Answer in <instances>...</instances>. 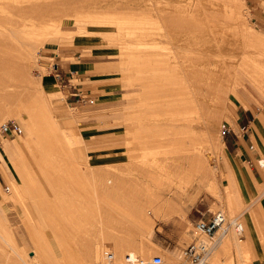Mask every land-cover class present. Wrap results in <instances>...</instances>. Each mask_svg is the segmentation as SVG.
I'll list each match as a JSON object with an SVG mask.
<instances>
[{
    "label": "rangeland",
    "instance_id": "374dc122",
    "mask_svg": "<svg viewBox=\"0 0 264 264\" xmlns=\"http://www.w3.org/2000/svg\"><path fill=\"white\" fill-rule=\"evenodd\" d=\"M50 1L51 0H0V6L2 5L0 7V125L8 119H15L19 122L22 128V133L20 135L7 138L0 135V142L2 147V144L4 143L12 145L14 142L20 143L21 139L23 142L27 141L25 142L27 143L25 144L26 146L24 145L20 152L11 151L6 153L1 150L2 155H0V170L3 172L0 171V204L4 206L5 212L11 216H5L9 221L5 220L7 222L4 221L5 223L3 222V224H5V227L11 226L9 228L13 229L12 233H10L11 240L13 242L18 241L24 245V258L33 263V257L37 256L38 249H40V246L35 244L43 242L46 244L48 249L51 248V250L55 251L56 257H61V260H63V256L68 253L70 254L69 256H73L74 258L78 256V258H81L80 260L83 261H80L81 263L74 262L72 264H86V259L88 258L87 255L89 254L88 251L92 250L95 245L101 247L100 251H103L104 255L106 253L115 252L123 259V255L126 253L127 249L135 248L138 251V258L145 256L144 259L147 257L151 260L153 256L158 255L162 258V263L169 264L172 260H176L179 256L180 249L193 240L191 230L193 229L195 221L198 219L207 220L213 212H223L226 218L224 223L229 222L231 217L236 215L238 221L242 222V216L249 213V210L252 207L255 213V220L262 225V217H259L257 214L258 208H255V201L252 204L242 203L240 208L239 206H236L234 212L230 213L231 216H229L230 214L226 204L228 191L224 189L222 183L223 175L220 173V170L213 175L212 172H209V165L203 161L202 168L205 167L204 164H206L208 168H205L207 172L203 170L204 174L201 172L202 175H204V178L201 181L203 189L196 200L192 203L193 207L191 206L189 210H185L186 215L183 213L185 215H183V217L174 213L166 219H158L149 213L151 220H153V226L151 228V232L147 235H139L134 226H131L123 219L117 218V216L111 214L110 204L108 205V202L112 199L114 193H117L116 195L122 194L124 196L125 194V198L129 195L130 199H133L131 201L127 198L129 201L139 203L141 206L145 204L146 206L147 192L145 191V185L143 182L145 179H148L149 182H156V178L153 175L156 171V165H154L155 163L152 161L162 160L163 157L167 156L170 158L169 155L173 156L175 154L176 156L174 155L175 157H173L176 160L181 158L182 161L183 159L184 161L182 163L186 164V167L188 165L187 163H189L187 162L188 156L185 153L184 155L186 156H182V151H179L178 154L176 152V143L183 135L180 136V134L174 133L175 130L172 129L171 125L175 124V121L169 119V122L168 119L165 120L158 118H156V120H150L148 118V116L153 117L154 115V117H160L163 115H161V113H165V106L161 109L158 105H164L161 100L167 101V99L171 97L168 93L171 91V84L173 82V79H169L172 77H168V69H165V71L163 69V67L167 68L169 66V59L172 58L166 54L165 49L161 50L162 48L160 47V50L156 49L158 46L154 45L153 40L156 42L162 41L163 45L167 43L168 46L172 43L175 50V56L173 59H179L182 62L183 60L195 61L197 59L210 60L219 58L223 60L224 64L229 69L228 71L232 70V76H230L231 87H229L228 90L219 88L220 90H218L217 94H214L211 90H204L201 92V89H199L200 84H197L200 83V79L197 80V83L194 82V79H189L191 82L193 81L196 86H199L196 88L194 96L196 99V105L190 106L193 111L185 113L186 118L185 120L183 119V122L190 126L193 131L198 132V135L195 134L194 137H196L193 139L196 146L202 145L203 150H212L214 147L213 143L215 141L217 142L219 138L224 146L223 140L226 142V138H221L220 127L222 124L229 126L233 123L237 106L241 103L246 104L243 101V98L251 100L250 103L256 115L264 113V0H238L239 3L234 2L233 6L234 8L236 7L235 9L237 11L235 18L231 17V15L227 13L210 15L207 11L203 14L201 17L203 18L206 26L202 34L206 35L205 33L207 30L213 38V45L205 43L198 46L192 41V44L190 45L192 46L191 48L199 51L203 50V54L201 55L190 54L182 51L181 45L188 43L190 40L187 38L182 28H176L175 25L171 24L172 21L185 20L186 13L183 8H179L182 7L181 3H185V1L188 0H62V2L61 0H54V3L52 0L51 2L53 4L50 3ZM195 1L201 5L204 4L199 0ZM44 2H48L53 6V8L51 5H48V3L45 5ZM70 2L76 3L77 5L75 6L74 4V7L72 6L73 3L70 4ZM55 3L57 4L56 6ZM62 3H64V6H62ZM67 3L69 6L71 5L69 7L72 8L71 10L68 6H65V4L68 5ZM136 4L138 5L135 10L132 6L136 7ZM26 6H28L30 10ZM123 6H127L128 8L126 7L127 12H125L126 9L121 10L122 14L117 7H119V9L120 7L124 9L125 7ZM129 6H131L130 9ZM21 7L23 9L25 7L26 9L23 10ZM37 8H40L43 11L45 10V15L43 12H40V9L38 10L39 12H36L35 10H37ZM60 8L63 9V11L66 8L65 12L69 9L70 12L67 11L69 16L75 9H77L75 12L76 14L78 13V16L82 13V11L87 14V11L92 9L90 11L94 12L93 15H96V21L100 20V15H102V17H110L112 13L115 15H112V18H108V20L113 19V16L115 18V16L119 17L121 15L124 20H122V25H113L112 23L106 26H96L95 23L97 22H95V19L92 20L95 16L93 17L92 15V17H90L92 14L91 12L89 13L90 16L89 14L86 15L82 13L79 16L82 20L77 15L71 13L72 16L70 17L75 16L73 18L68 16V22L66 24H60V28L63 32L62 30H60V32L55 30L56 34H54V30L50 31L48 26H51L53 21H56L53 22V25L54 23H58V18L60 19V16L62 14L64 15ZM81 8H84V10ZM152 8H154V11ZM155 8H157V10ZM103 9L105 15L101 13V10ZM106 9H109L110 12L108 13ZM85 10L87 11L85 12ZM94 10H96V12H101L96 13ZM129 10L132 12L130 13ZM181 10H183V12ZM27 11L30 12L28 13ZM46 11H48L49 14H46ZM34 12L36 14H32ZM241 12H243V14H241ZM153 13L154 15L156 14L155 17L152 15ZM97 14L100 15L97 16ZM126 14L127 18L125 17ZM158 14L160 16H158ZM240 14L245 17V19H240ZM129 15L132 17L128 19ZM22 17L27 19L26 22H28L29 19H31V21H35V24L28 26L21 41L23 42V40H25L31 42L32 44L29 51L30 53L26 55V58H29V60L26 59V62L24 61V65L28 67L29 71L27 68L24 69L25 66L23 68L21 64L22 58L19 56L20 47L17 45H21V42H17L16 40V46L19 48L15 45L11 46V48L8 43L11 44L13 41H10L7 31L4 28H9V25L10 27L13 25L12 28H17L16 25H19L20 27V20ZM104 17L101 18V21L104 19L107 20V17ZM141 17L142 19H140ZM152 17H159V20H163L162 22L166 23V28H172L171 26H173L175 29L172 28L173 30L169 31L168 37L162 35L160 36L159 32L156 30L157 28H155L157 27V24L155 23L156 26L153 24L154 19ZM63 18H66V16L61 19ZM84 18H86V22L83 21ZM175 18H177V20ZM51 19L57 20H52V22H50ZM75 20L76 23H79L78 21L81 20L79 24L81 25L84 23L85 25H83V27H86L87 32L92 31L93 29H101L109 32L115 31V34H104V39L106 40L105 44L116 47L115 56L102 60V65L100 66V68L109 74L108 76L114 77L113 82L121 90L119 101L113 108L100 111H90L94 108L91 107V105H85L84 108H77L75 103L71 104L68 101L67 104L63 100L64 96L60 91L57 94H42L35 90H39L37 86L38 77L44 80H49L48 82L50 85L59 90L58 82L48 72V65L50 63H54L55 60L45 58L42 51L47 46V43L52 41L58 42L60 34L69 33L72 35V33L76 31V28L80 26L75 23ZM125 20H127V23L129 22V25L125 23ZM139 20L148 22V25L146 22L145 24H142L144 25L143 28L145 31L142 30V22ZM242 21L245 25L242 24ZM145 25L147 28H145ZM150 25H152L151 27L154 26L153 29H151ZM126 29H130V31H126ZM148 29L149 32L147 33L146 31H148ZM253 30L256 32H253ZM193 32L194 31L190 32V34H193ZM45 33H47L48 36L46 37L49 38V40L44 39ZM254 33H260L263 37H259ZM144 34L146 37L148 36V38H146ZM82 35L83 37L92 36L91 33ZM143 37H145L144 40ZM147 39H149L151 43L150 41H147ZM169 41L171 43H169ZM12 44L15 43L13 42ZM139 44H143L144 46ZM147 45H151L153 47ZM5 46L8 47L7 50L6 48H3ZM144 47L147 50L144 49ZM161 51H163L162 54H160ZM143 56L145 57L143 58ZM135 59L137 60L135 61ZM229 59H232L231 63L228 62ZM151 60L153 61L150 62ZM144 62L146 63V66L147 64H155L158 67L161 66L162 68L160 69H163V72L166 73L167 76V78H165L166 82L163 83L164 81L161 80V78H164L165 76L162 70L161 73L159 71L158 73L157 71L153 72L155 75L160 74L162 76V74H164L161 78L159 77L160 75H156L160 79L155 77L153 73L152 75L149 74L147 79L142 77V67L144 66ZM245 64L250 66L252 72L251 74L247 75L243 71ZM26 70L28 72H26ZM19 71L26 75L23 76ZM138 71H140L141 76H139L140 73ZM211 73H208V76L212 75L211 78H216L215 75ZM197 75L198 77L201 76L200 73H197ZM141 78L146 79V81H143ZM213 80L214 79H212V81ZM33 81L36 85H34ZM165 84H168V86L171 85L170 88H166L168 86ZM161 86H165V88L162 87L163 89H159ZM167 89L170 90L167 91ZM176 93L178 94L179 99L186 97V89L181 85L178 86ZM33 95L41 100L43 99L41 98L42 96L46 99H43L45 102L48 101V103H51H47V105L50 106L48 108H50L49 111L52 115L51 118H48L47 116L45 121L42 120L40 115L41 110H39L36 105L34 108V102L32 101V98H34ZM202 95L213 101L214 109L218 108L220 110L218 112H212L213 114L208 113V117L210 116L209 119L208 117L203 118L207 100H205ZM48 99H50V101ZM186 102L187 104L185 102L181 103L185 106V108L189 106V102ZM31 104H33V106ZM23 109H27L28 112L30 111V113L34 115V122L36 124L35 131L30 133V135L29 133H26L21 123V119H23ZM51 109H53L52 112ZM186 115L189 116L187 117ZM227 117L230 118V122ZM47 119L48 124H46ZM205 119H208L207 122L204 121ZM69 120L73 121H70V123ZM91 120H94L93 124L88 123ZM161 120L163 122H161ZM186 120L189 121L187 122ZM70 124L73 125L71 126ZM60 129L64 132L63 134L69 136L70 138L74 137L71 135H74L76 131L82 133L83 141H81V145L79 144V141V143H77V140L75 141L74 139L73 145L71 144L72 146L69 144L67 145L65 135L62 134ZM51 130L52 133L50 132ZM160 131H162V133ZM260 131L264 138V130L261 129ZM166 134H169V137H166ZM26 137L27 139H25ZM29 141L31 143H29ZM36 142H38L39 145H36L38 144ZM255 143L256 145H264V143L257 137H255ZM40 147L42 151L40 150ZM82 147L84 151H86L87 160L91 163H93V161L90 156L94 154L93 152H104L110 153L111 155L107 156L108 161L104 165L97 166L93 164L94 167L92 166L93 169H91L93 171L92 173V171H90V169L85 165L84 158L81 155V149L79 148ZM223 149L214 152L213 148V152L211 151L213 155H211L212 159L210 161L215 162L217 159L218 169L220 161L224 155ZM180 152H182V154ZM179 154H181V156ZM177 155H179L180 158L177 157ZM173 157H171L170 160L175 161H172L175 167L176 160H174ZM11 159L15 160L20 169L23 167L21 170H24V174L28 172L25 175V179H28V182L30 183L28 190L30 192H25V194L28 195L24 196V207L20 206L21 204H19V201H15L13 202L14 206L10 208L6 200L2 197V195L6 193V195H8V199L13 200L11 192L5 191V188L9 187L8 181L11 176L7 173L5 162L10 163ZM172 163L171 167H173ZM25 167L26 169H24ZM29 178L31 181H29ZM107 178L113 181L115 180L116 182L120 180V183L121 180H123V184H126V187L124 190L116 189L112 192L110 190L111 188L109 183H106ZM117 184H119V182H117ZM233 188L237 196V190H235L236 187L234 183ZM260 195H264V192L262 193V191H260L258 196ZM236 196L233 194V197L235 198L234 199L232 197V202L234 200L233 204L237 202ZM127 199H124V202H126L125 200ZM128 200L127 203L129 202ZM185 200L187 201V199ZM35 202H38L39 205L46 207L45 209L47 211L42 213L43 216L41 215V217L35 213L32 207ZM106 205H108L109 208ZM147 209H149V207ZM28 211L30 215H27ZM110 217H112V219ZM114 218L115 220H113ZM27 231H29V233H27ZM262 231H264L263 228ZM215 233L210 236H215ZM124 235H127V237L130 236L128 239H131L132 235V243L127 240L128 243L126 244L125 240L127 237H124ZM27 237L33 243H30ZM120 240H123L124 242L120 243ZM140 247L142 249H139ZM138 249H144L148 252V254H140L142 252H139ZM14 250L16 251V254H14ZM11 251L14 258L19 260L17 250L12 249ZM64 251H66V253H64ZM0 253L2 254L1 249ZM68 254H66L67 256L65 255V260L68 259ZM83 256L86 258L84 259ZM78 258L77 260H79ZM104 260L107 262L106 258H104Z\"/></svg>",
    "mask_w": 264,
    "mask_h": 264
},
{
    "label": "bare ground",
    "instance_id": "6f19581e",
    "mask_svg": "<svg viewBox=\"0 0 264 264\" xmlns=\"http://www.w3.org/2000/svg\"><path fill=\"white\" fill-rule=\"evenodd\" d=\"M49 1V0H48ZM52 1V0H51ZM50 1V3H52ZM57 1H60V0H57ZM56 1V2H57ZM128 1V0H126ZM200 2H203L204 4L201 5V4H198L196 3L195 0H188V1H185V3H181L182 4V7H180L179 9H182L185 11L186 13V18L185 20H182V21H172L171 24L175 25L176 28H182L183 31L185 32L187 38L190 40L188 43H185L184 45H181V49L182 51H185V52H188L190 54H203V50L199 51V50H194L192 49L190 46L192 44V41L194 44H197L198 46L200 45H203V44H211L213 45V38L211 37L210 33L207 32L206 30V35H203L202 32L206 26V24H204V20L203 18L201 17L203 14H205L207 11L209 12L208 14L210 15H219L221 13H227L229 15H231V17L235 18V14H236V7L234 8V2L236 3H239L238 0H199ZM62 2V0H61ZM65 2V1H63ZM150 2V1H149ZM41 3V2H40ZM45 3V2H44ZM48 2L45 3V5L47 4ZM53 3H54V0H53ZM52 3V4H53ZM73 3V2H70V4ZM136 3V2H135ZM138 3V2H137ZM156 3V2H155ZM1 4V3H0ZM61 4V3H59ZM68 4V3H67ZM75 6L77 5L76 3H73L72 6ZM124 4V3H123ZM205 4H209V5H205ZM48 5H51L48 3ZM57 4L55 3V6ZM127 5V4H126ZM129 5V4H128ZM134 5V4H133ZM137 5L136 4V7L135 6H132L133 9L137 8ZM2 6V5H1ZM0 6V7H1ZM38 6V5H37ZM52 6V5H51ZM59 6V5H58ZM62 6H64V3H62ZM65 6L68 8L71 6L66 5ZM74 6V7H75ZM129 6V9L130 7ZM27 8H29L28 6H26ZM36 7V6H34ZM42 7V6H41ZM44 7V6H43ZM47 7V6H46ZM45 7V8H46ZM50 7V6H49ZM116 7V6H115ZM122 7V6H121ZM120 7H117L118 10H120V12L122 13L121 10H125L127 6H123L125 7L124 9H122ZM152 7V6H150ZM156 7V6H154ZM244 7V6H243ZM20 8V7H19ZM22 8V7H21ZM48 8V7H47ZM46 8V9H47ZM53 8V6H52ZM59 8V7H57ZM128 8V7H127ZM159 8V7H157ZM157 8H155L157 10ZM3 9V8H2ZM1 9V10H2ZM23 9V8H22ZM26 8L24 7L23 10H25ZM40 9V8H39ZM37 8V10H35L36 12L39 10ZM55 9V8H54ZM66 9V8H65ZM65 9L63 11V9L60 8L61 11H63L64 15L66 16V18H63L61 19L62 17H65L63 14L60 16L61 18L59 19L58 18V23H54L53 25V22H56V21H53L52 20H57V19H51L50 22H52L51 26L49 25L48 28L51 30H54V34L55 33V30H58L60 32V30H62L60 28V24H66L68 22L67 20V17L69 16L67 14V11L70 12V10L72 8H69L67 9V11L65 12ZM75 9V8H74ZM84 10V8H81ZM114 9V8H113ZM116 9V8H115ZM116 9V10H117ZM132 9V8H131ZM154 8H152L153 10ZM22 10V11H23ZM28 10V9H27ZM30 10V8H29ZM34 10V8H33ZM32 10V11H33ZM51 10V9H50ZM77 10V9H75ZM74 10V12H75ZM88 10V9H87ZM85 10V12L87 11ZM92 9H89L86 13H84L82 10V13L88 15L90 12L92 13L91 16L89 14L90 17H92L93 13L92 11H90ZM107 12L109 13L110 10L109 9H106ZM136 10V9H135ZM134 10V11H135ZM183 10H181L183 12ZM49 11V9H48ZM46 11V14L49 12ZM52 11V10H51ZM54 11V10H53ZM96 12V10H94ZM102 11V12H101ZM100 12L104 14V9L101 10ZM130 11V10H129ZM154 11V10H153ZM25 12V11H24ZM28 12V11H27ZM30 12V11H29ZM28 12V13H29ZM39 12V11H38ZM40 12H43V14L45 15V10L43 11L42 9H40ZM68 12V13H69ZM71 12L72 14H75L78 16V13L76 14V12ZM98 12V11H97ZM96 12V13H97ZM98 12V13H100ZM120 12H117V13H120ZM124 12V11H123ZM127 12V9L126 11ZM124 12V14H125ZM132 11H130L131 13ZM23 13V12H22ZM26 13V12H25ZM51 13V12H50ZM67 15H66V14ZM70 13V16H72V14ZM81 13V14H82ZM112 13V11H111ZM21 14V13H20ZM32 14H36L35 12L32 13ZM39 14V13H38ZM41 14V15H43ZM80 14V15H81ZM83 14V15H84ZM123 14V13H122ZM148 14H149V11H148ZM160 14V13H159ZM158 14V16H160ZM241 14H243V12H241ZM240 14V19H245V17H243L242 15ZM30 15V14H29ZM40 15V14H39ZM38 15V16H39ZM74 15V16H75ZM79 15V16H80ZM85 15V16H86ZM100 15V14H99ZM97 14V16H99ZM105 15V14H104ZM112 15H115V14H111V16H105L107 17V20H102L101 21V18L100 20L96 21V15H93L94 18H92V20L95 19V25L96 26H99V25H102V26H106V25H110L113 23L114 24H119V25H122L123 24V21L124 19H122V15L117 17L113 16V19L111 20H108V18H112ZM131 15V14H130ZM128 17V19L132 16ZM154 17V13L152 14ZM177 15V14H176ZM23 16V15H21ZM69 16V17H70ZM73 16V17H74ZM78 16V17H79ZM89 16H86L88 18H90ZM179 16V15H178ZM17 17V16H16ZM20 17V16H19ZM18 17V18H19ZM30 17V16H28ZM34 17V16H33ZM42 17V16H41ZM73 17H70V18H73ZM83 17V16H82ZM104 17V18H105ZM127 18V14L125 16ZM124 17V18H125ZM140 17V16H139ZM147 17V16H146ZM182 17V15H181ZM31 18V17H30ZM77 18V17H76ZM74 18V19H76ZM80 18V17H79ZM121 18V19H120ZM148 18V17H147ZM146 18V19H147ZM153 18V17H152ZM183 18V17H182ZM42 19V18H41ZM40 19V20H41ZM81 19V18H80ZM86 18L83 19V21H85ZM98 19V18H97ZM142 19V17L140 18ZM150 19H151V16H150ZM154 22L153 24L155 25V23L157 24V28L156 30L159 32L160 36H165V37H168V33L170 30H173L175 29L173 26H171L172 28H166V23L162 22L161 20H159V17L157 18H153ZM177 20V18H175ZM179 19V18H178ZM34 20V19H33ZM77 20V19H76ZM76 20H75V23H76ZM82 20V19H81ZM80 20V21H81ZM145 20V19H144ZM27 19L25 17H22V19L20 20V27L19 25H16L17 28H12V26L10 27L9 25V28L5 30L7 31V34H8V38L10 39V41L12 40L15 44H12L13 42L8 43V45L13 46L15 45L16 46V43L18 41H22V38L24 37V33H26L27 31V28L28 26L30 25H33L35 24V21H31V19L28 20V22H26ZM31 21V22H29ZM80 21H78L80 23ZM132 21V20H131ZM141 23V25L145 22L139 20ZM138 21V23L140 24V22ZM150 21V20H149ZM49 22V23H50ZM86 22V21H85ZM137 22V20H136ZM152 22V21H150ZM166 22V21H165ZM74 23V24H75ZM79 23H76V24H79ZM89 23V22H87ZM125 23H127V20H125ZM124 23V24H125ZM148 22H146L147 24ZM89 24H92V23H89ZM152 24V23H151ZM204 24V25H203ZM242 24H244V22L242 21ZM80 25V24H79ZM83 25H85L84 23L81 24L78 28H76V31L74 33H72V35H75L76 38H80V37H83L82 34H87V33H91L92 36H96L98 37V39L103 42H106V40L104 39V34L107 33L106 35L108 34H115V31H106V30H101V29H93L92 31H89L87 32L86 30V27ZM129 25V24H128ZM131 25V24H130ZM148 25V24H147ZM245 25V24H244ZM132 26V25H131ZM144 25H142V30H144L143 28ZM146 26V25H145ZM152 25H150L151 27ZM156 26V25H155ZM125 27V26H124ZM154 27V26H153ZM153 27H151V29H153ZM47 28V29H48ZM126 28V27H125ZM131 28V27H130ZM147 28V26L145 27ZM85 29V30H83ZM120 29V27H119ZM132 29V28H131ZM150 29V28H149ZM149 29L148 31H146L147 33L149 32ZM147 30V29H146ZM155 30V29H154ZM57 31V32H58ZM125 31V29H124ZM126 31H130V29H126ZM193 32V34H190V32ZM255 30H253L254 32ZM47 32V31H46ZM63 32V30H62ZM121 32V31H120ZM151 32V31H150ZM256 32V31H255ZM49 33V32H48ZM138 33V32H137ZM141 33V32H140ZM126 34V33H125ZM132 34V33H131ZM146 34V33H145ZM144 34V36H145ZM255 34V33H254ZM260 34V33H259ZM259 34H255L259 37H263V35H259ZM52 35V33H51ZM61 35V34H60ZM119 35V34H118ZM134 35V34H133ZM147 35V34H146ZM46 36L47 33H45V36H44V39L45 40H49V38H47ZM141 36V35H140ZM143 36V34H142ZM56 37V36H55ZM121 37V36H120ZM146 37V36H145ZM145 37H143V40L145 39ZM107 38H111V37H107ZM142 38V37H140ZM148 38V36L146 37ZM151 38V37H150ZM149 38V39H150ZM149 39H147V41H150ZM153 39V38H152ZM17 40V42H15ZM124 40V38H123ZM264 40V39H263ZM152 41V40H151ZM150 41V43H151ZM154 42V45L158 46V50H160V48H162L161 50H166V54H168L172 59H169V66L167 68H164V71L165 69L169 72L168 74V77H172V78H169V79H173V82H172V87H171V91L168 93L169 96V99H167V101H163V104L164 105H158L159 107H161V109L165 106V113H161L162 116H158V117H152V116H148V118L151 120V119H155L158 118V119H165V120H169V119H172L175 121V124H172L171 127L173 130H175L174 133L176 134H180L183 135L181 137V139L176 143L177 145V154L179 153V151H182L180 152L182 154V156H188V160L187 163V167H186V164H183L182 162L184 161L182 159L181 161V158L179 157V155L181 156V154L177 155V157H179L180 159H175L172 155H169L170 158L173 157L174 160H176V164H175V167L172 163L173 160H170V158L167 156V157H163L162 160H158V161H152L154 162L156 165V171L153 173V175L155 176L156 178V182L153 183V182H149L148 179H145V181L143 182V184L145 185V191L147 192V203H146V206L145 204L143 206H141V204L139 203H136V202H131L132 200L130 199V196L128 194L127 198L130 199L131 201H129L127 198H125V194L124 196L122 194H118L116 195L114 193V196L112 197V199L108 202V205L110 206V209H111V214H113L114 216H117V218H120V219H123L124 221H126L128 224H130L131 226H134L136 232L139 234V235H147L151 232V228L153 226V220H151V216L149 213H151V215H153L154 217L158 218V219H166L170 216H172L174 213L180 215L181 217H183V213H185V210H189L192 206V203L196 200V198L199 196V194L201 193V190L203 189V184H202V179L204 178V175H202L203 173V170H205V168L207 167L206 164L205 167L202 168V161L207 163L209 165V169L210 171L209 172H212V174L214 175L216 172L219 171L218 169V162L215 160V162H212L210 161L212 159L211 155H213L211 153V151L213 150L214 148V152L216 151H219V150H222L224 148L223 146V143L221 142L220 138L217 140V142L214 144L213 142V148L212 150H203V147L202 145H198L196 146L195 142L193 141V139L196 137H194L195 134L198 135V132H195L193 131V129L186 125L183 121L185 120V113H189V111H193L191 110L190 106H195L196 105V99H195V92H196V88H198V86H196L195 83H193V81L191 82V80H189L190 78L191 79H194L197 83V80L200 81V83H197V84H200V87L199 89H201V92L202 91H209L211 90L214 94H217L218 93V90H220L219 88H222V89H225V90H228L229 87H231V82H230V76H232V70L228 71L229 69L227 68V66L224 64L223 60L222 59H219V58H216V59H210V60H207V59H197L195 61H188V60H183L182 62L179 60V59H173L174 56H175V50H174V45L169 41V43H171L170 46H168L167 43L166 46L165 44L163 45V42L162 41H155L153 40ZM19 42V43H20ZM122 42V41H121ZM137 42V41H136ZM142 42V41H141ZM123 43V42H122ZM145 43V42H143ZM6 45V44H5ZM18 47L20 50H19V56L22 61V67L28 70V67L26 65H24V61L26 59L29 60V58H26V55L28 53H30V49H31V42H28V41H25L23 40V42H21V45L17 44ZM139 45H142L144 46L143 44H139ZM152 45V44H151ZM151 45H147V46H150V47H153ZM146 46V44H145ZM160 47V48H159ZM3 48H6L7 50V46L3 47ZM12 48V47H11ZM10 48V49H11ZM149 48V47H148ZM144 49H146L144 47ZM143 50V48H142ZM147 50V49H146ZM145 50V51H146ZM163 51H161L160 54H162ZM125 54V53H124ZM159 54V53H158ZM56 55V54H55ZM144 55V54H143ZM147 55V54H146ZM29 56V55H28ZM148 56V55H147ZM145 56H143L144 58ZM27 60V61H28ZM128 60V59H127ZM126 60V61H127ZM137 59H135L136 61ZM142 60V59H141ZM146 60V59H144ZM149 60V59H148ZM134 61V60H133ZM132 61V62H133ZM134 61V62H135ZM153 60H151L150 62H152ZM26 62V61H25ZM29 62V61H28ZM149 62V61H148ZM149 62V63H150ZM228 62H232V59H229ZM127 63V62H125ZM19 64V63H18ZM151 64V63H150ZM183 64V66H182ZM20 65V64H19ZM147 64L146 66V63L144 62V66L142 67V77L144 78H148L149 74L152 75L153 72H156L158 73V71L161 73V70L163 72V69H160L162 68L161 66L158 67L156 66L155 64H152V65H149ZM153 66V67H152ZM19 68V66H18ZM140 69V68H139ZM20 70H21V67H20ZM26 70V72H28ZM24 71V70H23ZM243 71L248 75V74H251V68L249 65H246L245 64V67L243 68ZM20 74H22L21 71H19ZM49 72V71H48ZM140 73V71H138ZM212 72V73H211ZM25 73V72H24ZM164 73V72H163ZM197 73H200L201 76L198 77ZM208 73H211L213 75H215L216 78H211L212 75L208 76ZM138 74V73H137ZM148 74V75H147ZM154 74V73H153ZM165 74L164 78L162 77L163 75ZM162 74V76L156 74L157 76H159L161 78V80H163L165 83V78H167L166 76V73ZM23 76L26 75V74H22ZM155 74L154 76L157 77ZM53 76V75H52ZM141 76V73L140 75ZM138 76V77H139ZM22 77V76H21ZM54 77V76H53ZM159 77H157L158 79H160ZM25 78V77H24ZM144 78H141L143 81H146V79ZM210 78V79H209ZM28 79V78H27ZM212 79H214L212 81ZM160 80V81H161ZM49 80L47 79H42L40 77H38L37 79V86H38V89H35L36 91H38V93H42V94H57L59 92L58 89L56 88H53V86H51V90H47V86H46V83H49L48 82ZM198 81V82H199ZM27 82H30V81H27ZM32 83V81H31ZM34 83V81H33ZM168 83V81H167ZM170 83V82H169ZM29 85V84H28ZM34 85H36L34 83ZM168 86V84H165ZM170 85V84H169ZM170 85V86H171ZM181 85L183 86L185 89H186V97L184 98H181L179 99L178 98V94L176 93V90L178 88V86ZM170 86L166 87V88H170ZM36 87V86H35ZM146 87V86H145ZM160 87V85H159ZM163 86H161V88L159 89H163L165 88V86L162 88ZM236 87V86H235ZM170 90V89H167V91ZM32 91V90H31ZM30 91V92H31ZM33 93V91H32ZM35 93V92H34ZM36 93V94H38ZM238 93V92H236ZM41 94V95H42ZM34 98H32V101L34 102V108H35V105L37 108H39V110H41L40 112V115L42 117V120L45 121L46 117L48 116V118H51L52 115L50 114V111L47 105L48 101L45 102V98L41 96V98L45 99V100H41V99H38L36 98L35 95H33ZM52 96V95H51ZM65 96V95H64ZM38 97V96H37ZM202 97H204V95H202ZM213 97V96H212ZM29 98V97H28ZM64 98V97H63ZM205 100H207L206 102V108H205V112H204V115H203V118H207L208 117V113H212V112H218L220 111L218 108H213L214 107V104H213V101L211 99H207L206 97H204ZM62 99V98H61ZM165 99V98H164ZM30 100V99H29ZM50 101V99H48ZM166 100V99H165ZM57 101V100H56ZM188 101L189 103V106L185 108V106H183L181 103L182 102H185L187 104ZM30 102V101H29ZM59 102V101H58ZM50 103V102H49ZM48 103V104H49ZM160 104H162L161 102H159ZM51 104V103H50ZM68 104V103H67ZM166 104V105H165ZM33 106V104H31ZM71 105V104H70ZM183 106V107H182ZM187 106V105H186ZM51 108H52V105H51ZM167 108V109H166ZM188 108V110H187ZM54 109V108H53ZM51 109V112L52 110ZM68 109V108H67ZM71 109V108H70ZM181 109V110H180ZM191 113V112H190ZM213 114V113H212ZM211 114V115H212ZM22 115H23V119H21V123L23 125V128L25 129L26 133L30 135V133L34 132L35 131V122H34V115L30 113V111L28 112L27 109H23V112H22ZM160 115V114H159ZM36 116V115H35ZM187 116V115H186ZM189 116V115H188ZM187 116V117H188ZM210 117V116H209ZM208 117V119H209ZM147 118V119H148ZM70 119V118H69ZM146 119V120H147ZM184 119V120H183ZM188 119V118H187ZM208 119H205L204 121L207 122ZM228 121L230 122V118L227 117ZM36 120V119H35ZM52 120V119H51ZM54 120V119H53ZM48 121V119L46 120V122ZM66 121V120H65ZM71 120H69L70 122ZM73 121V120H72ZM71 121V122H72ZM187 121V120H186ZM185 121V122H186ZM189 121V120H188ZM187 121V122H188ZM45 122V123H46ZM54 122V121H53ZM67 122V121H66ZM68 122V123H69ZM70 122V123H71ZM161 122H163L161 120ZM170 122V120H169ZM173 122V121H172ZM171 122V123H172ZM74 123V122H73ZM159 123V122H158ZM255 125L261 130V125L264 126V113H261L260 115H257L256 116V119H255ZM48 124V122L46 123ZM52 124V123H51ZM54 124V123H53ZM57 124V123H56ZM62 125V124H61ZM71 126L73 124H70ZM225 125V124H224ZM53 126V125H52ZM55 126V125H54ZM61 127V126H60ZM157 127V126H156ZM162 127V126H161ZM164 127V126H163ZM194 127V126H192ZM57 128V127H56ZM72 128V127H71ZM65 129V128H64ZM168 129V127H167ZM50 130V129H49ZM57 130V129H56ZM61 130V129H60ZM59 130V131H60ZM62 131V130H61ZM60 131V132H61ZM52 133V130L50 131ZM162 133V131H160ZM36 133V132H35ZM64 132L62 131V134ZM69 133V132H68ZM67 133V134H68ZM65 135V134H63ZM167 135V134H166ZM35 136V134H34ZM32 136V137H34ZM73 138H70L69 136L65 135V139L67 141V145H73V139L76 141L77 140V143H79L81 145V141H83V134L80 133V132H77L74 133V135H71ZM175 136V135H173ZM172 136V137H173ZM178 136V137H180ZM63 137V136H62ZM166 137H169V134L166 136ZM170 137V138H172ZM220 137V136H219ZM22 138V137H21ZM177 138V137H176ZM200 138V137H199ZM27 139V137L25 138ZM30 139H31V136H30ZM37 139V138H36ZM62 139V138H61ZM64 139V138H63ZM175 139V138H174ZM24 140V139H23ZM168 140V139H167ZM13 141V140H12ZM79 141V142H78ZM173 141V140H172ZM14 142V141H13ZM27 141H22L21 139V142H14V144L10 145V144H6L5 146V152L6 153H9L11 151H18L20 152V150L24 147L25 143ZM33 142V141H32ZM40 142V141H39ZM65 142V141H64ZM29 143H31L29 141ZM38 143V142H36ZM66 143V142H65ZM162 144V143H161ZM36 145H39L36 144ZM66 145V146H67ZM71 145V146H72ZM79 145V146H80ZM164 145V144H162ZM26 146V145H25ZM174 146V145H172ZM32 147V146H31ZM70 147V146H69ZM159 147V146H158ZM171 147V146H170ZM256 147H258L261 151V154H262V158L258 159V160H255L257 166L259 167L261 173H262V176L264 178V145H261V144H257ZM73 148V147H72ZM81 149V155L82 157L84 158V162H85V165L90 169V171H92L91 169L92 166H93V163L89 162L87 160V154H86V151H84L83 147L82 148H79ZM164 149V148H163ZM169 149V147H168ZM173 149V148H172ZM175 149V148H174ZM40 150H41V147H40ZM73 150V149H72ZM159 150V149H158ZM28 151V150H27ZM26 151V152H27ZM42 151V150H41ZM49 151V150H48ZM74 151V150H73ZM162 151V150H161ZM224 151V149H223ZM66 152V151H65ZM68 152V151H67ZM77 152V151H76ZM213 152V151H212ZM75 153V151H74ZM184 153L186 155H184ZM21 154V153H20ZM78 154V153H77ZM224 154V153H223ZM15 156V155H14ZM21 156V155H20ZM74 156V155H73ZM80 156V155H79ZM226 156V155H225ZM78 158V157H77ZM81 158V157H80ZM185 158V157H184ZM24 160H26L25 158H23ZM79 159V158H78ZM153 159V158H152ZM169 159V160H168ZM225 159V158H224ZM81 160V159H80ZM128 160V159H127ZM130 160V159H129ZM173 165V167H171V163ZM175 162V161H173ZM186 162V161H185ZM32 163V162H31ZM37 163V161H36ZM22 164V163H21ZM33 164V163H32ZM153 164V163H152ZM227 164V163H226ZM230 164V163H229ZM38 165V164H37ZM153 165V166H154ZM5 166H6V169H7V173H9L10 178H9V187H6L5 191L7 192H11V194L13 195V200H10L8 199V195L3 194L2 197L4 200H6L8 206L11 208L14 206L13 202H17L19 201L21 204L20 206L21 207H24L25 203H24V196H27L28 194H25V192L27 193V191L29 190V186H30V183L28 182V179H25V175L28 173L26 172L25 170V174H24V170L22 171L21 169H23L22 167L21 169L19 168V166L17 165V163L15 162V160H12L10 161V163H7L5 162ZM189 166V167H188ZM94 167V166H93ZM208 168V167H207ZM206 168V169H207ZM26 169V167L24 168ZM208 169V170H209ZM1 172H3L2 170H0ZM89 171V172H90ZM118 171V170H117ZM207 172V170H205ZM116 172V171H115ZM121 172V171H120ZM119 172V173H120ZM202 172V173H201ZM93 173V171H92ZM108 173V172H107ZM117 173V172H116ZM90 174V173H89ZM204 174V173H203ZM3 175V174H2ZM30 175V174H28ZM92 175V174H91ZM120 175V174H119ZM206 175V174H205ZM96 176V175H95ZM233 176V175H232ZM103 177V175H102ZM101 177V178H102ZM120 177V176H119ZM117 177V178H119ZM136 177H137V174H136ZM222 178H226V177H223ZM33 179V178H31ZM121 179V178H119ZM118 179V180H119ZM34 180V179H33ZM39 180V179H38ZM29 181L30 178H29ZM228 181V180H227ZM234 181V179H233ZM233 181L230 179L229 182H228V185H224V189H226L228 191L227 193V208L229 210V214L230 213H233L234 210H235V207L236 206H239V203L238 202H232V197H233V194H235L236 196V193L234 191V188H233ZM33 182V181H32ZM117 182H119V184H117ZM113 181L109 178L106 179V183L108 184L109 183V186H110V190L113 192L115 191L116 189H121V190H124V188L126 187V184H123V180H121V183H120V180L119 181ZM35 183V182H34ZM33 183V184H34ZM158 183V184H157ZM218 183V182H216ZM105 184V183H104ZM36 186V184H35ZM261 187V190L262 193L264 192V183L260 185ZM108 188V187H107ZM109 189V188H108ZM109 191V190H108ZM30 192V191H28ZM109 194V193H108ZM122 195V196H121ZM122 200H121V198ZM127 199L129 202L127 203V200H125L126 202H124V199ZM120 198V199H119ZM234 198V197H233ZM187 199V201L185 200ZM235 199V198H234ZM264 200V195H260L257 197V200H255V208L259 206V203L262 202ZM237 201V200H236ZM261 204V203H260ZM45 205V204H44ZM106 205V206H108ZM108 206V208H109ZM35 213L41 217L42 213H44L45 211H47L43 205H39L38 202H35L33 203L32 205ZM31 207V208H32ZM149 207V209H147ZM193 207V206H192ZM240 208V206H239ZM249 208V207H248ZM237 209V208H236ZM30 210V209H29ZM58 210V209H57ZM109 210V209H108ZM217 212V211H216ZM215 212V213H216ZM221 212V211H220ZM49 213V212H48ZM53 213V212H52ZM188 213V212H187ZM223 214V212H221ZM240 213V211H239ZM238 213V214H239ZM7 212H5V208L3 205L0 204V249H1V252L2 254L0 253V264H72L74 262H83L82 260H80L78 258V256H76L79 260H75V258L73 256H69L70 254L66 253V251H64V253L68 254V259L65 260V255L63 256L64 259L61 260V257H56V253L55 251L48 249L46 244H44L43 242L39 243V244H35V245H39L40 249H38V252H37V256H34L33 257V260L34 262H29L28 260H26L24 258V255L23 253H25V248L23 247L24 245L20 242H13L10 238V233H12L13 229L12 228H9V227H5V224H3V222L5 220H7L8 218H6L5 216L7 217H11L9 216ZM175 214V215H176ZM27 215H30L29 211H28V214ZM49 215V214H48ZM186 215V213H185ZM184 215V216H185ZM224 215V214H223ZM43 216V215H42ZM51 216V215H50ZM111 216V215H110ZM179 216V217H180ZM231 216V214L229 215ZM237 216V215H236ZM236 216H233L231 217V219L229 220V222H226V223H223L220 228L217 230V232L215 233V236H207V235H201L197 238V242L199 243H202L204 245H208V246H211V250H210V253L205 261L204 264H251L252 262V259H254L253 257L255 256V253H254V245L255 243L257 242V238H256V234L254 232V227L256 229V232H257V235L259 237V241L262 245V247H264V241H263V233L264 231H262V228L264 230V224L262 223V225H260L258 223V221L255 220V213H254V210L252 209V207L250 208L249 210V213H246L245 216H242V222H239L237 217ZM249 216L252 218V221H253V224H249L248 222V218ZM225 217V216H224ZM112 219V217H110ZM186 218V217H185ZM40 219V218H39ZM42 219V218H41ZM119 219V220H120ZM183 219V218H182ZM115 220V218L113 219ZM117 220V219H116ZM185 220V219H184ZM226 220V218H225ZM9 221V220H7ZM5 221V222H7ZM45 221V220H44ZM186 221V220H185ZM236 221L241 223V231L238 232L237 230H235V225H236ZM241 221V220H240ZM4 222V223H5ZM187 223V222H186ZM190 224V223H189ZM8 225V224H7ZM128 227V226H127ZM188 227V225H187ZM186 227V228H187ZM126 228V227H125ZM133 228V227H132ZM185 228V229H186ZM128 229V228H127ZM130 229V228H129ZM188 230V229H187ZM186 230V231H187ZM128 231V230H127ZM132 231V230H131ZM185 231V230H184ZM134 232V231H133ZM27 233H29V231H27ZM127 233V232H126ZM186 234V233H185ZM184 235V234H183ZM182 235V236H183ZM127 237V235H124V237ZM123 237V238H124ZM133 236L131 235V239L133 241ZM121 238V239H123ZM130 238L127 237L126 238V244L128 243L127 240H129L131 243V239H128ZM28 239V237H27ZM119 239V238H118ZM29 240V239H28ZM35 240V239H34ZM30 243H33L29 240ZM121 242H124L123 240L121 241L120 240V243ZM36 243V242H35ZM130 244V243H129ZM37 248V247H36ZM138 248V247H137ZM12 249H16L19 256V260H16L14 258V255L12 254ZM101 247L98 246V245H95L94 248L89 252V254L87 255V262L86 264H151V260H149L147 257L144 259L145 256L141 257V258H138L137 256V249H132V248H129L127 249L126 253L123 255V259L122 257H120V255L118 253H106L105 255L103 254V251L101 252L100 251ZM139 249H142L141 247ZM138 249V250H139ZM15 251V250H14ZM72 251V250H71ZM142 252L140 254H148V252H146L144 249L143 250H139V252ZM62 253V252H61ZM74 253V252H73ZM87 253V252H86ZM14 254H16V251L14 252ZM63 254V253H62ZM67 256V255H66ZM80 257V256H79ZM84 257V256H83ZM82 257V258H83ZM86 257H84L85 259ZM104 258H106L107 262H105ZM148 259V260H147ZM181 257L180 255L176 258V260H172L169 264H182L183 263V260H180ZM65 260V261H64ZM85 260V261H86ZM129 261V262H128ZM80 262V263H81ZM79 264V263H78ZM161 264H164V263H161Z\"/></svg>",
    "mask_w": 264,
    "mask_h": 264
},
{
    "label": "crops",
    "instance_id": "0c3cea01",
    "mask_svg": "<svg viewBox=\"0 0 264 264\" xmlns=\"http://www.w3.org/2000/svg\"><path fill=\"white\" fill-rule=\"evenodd\" d=\"M42 53L45 58L54 59L57 63L63 77L62 83H58L59 91L65 95L63 100L66 103L69 101L74 104V93L77 88L94 98V104L91 105L94 108L90 111L113 108L119 101L121 90L113 82L114 77L108 76L109 74L100 68L102 60L115 56L116 47L105 44L96 36L76 38L75 35L64 33L59 35L58 42L47 43ZM46 86L48 91L52 89L50 83H46ZM243 101L246 104L241 103L235 110L233 123L229 125L230 133L221 137L226 138V142L223 140L224 155L219 164L220 173L226 177L222 179L223 186L228 185L230 179L232 181L234 179L239 206L242 203L252 204L257 200L260 185L264 183L262 173L255 163V160L262 158L260 149L256 147L255 137L263 143L264 138L254 123L257 115L250 103L251 100L243 98ZM85 105L88 104H76V107L84 108ZM88 123L93 124L94 120ZM261 129L264 130L263 125ZM5 146L6 143L1 147L0 142V155L1 150L5 152ZM93 153L90 158L97 166L104 165L108 161L107 156L111 155L104 152ZM260 203L257 214L262 217L264 224V200ZM248 222L254 226L250 216ZM254 232L257 242L254 245L255 256L251 264H264V247L259 241L255 227Z\"/></svg>",
    "mask_w": 264,
    "mask_h": 264
},
{
    "label": "built area",
    "instance_id": "2783aa9c",
    "mask_svg": "<svg viewBox=\"0 0 264 264\" xmlns=\"http://www.w3.org/2000/svg\"><path fill=\"white\" fill-rule=\"evenodd\" d=\"M48 71L58 83H62L63 77L58 70L56 62L48 65ZM74 97L75 104H94V98L90 97L84 90L77 88ZM21 133L22 128L15 119H8L0 125V135L4 138L20 135ZM228 133H230L229 126L222 124L220 127V136L224 137ZM224 222L225 217L220 211L213 212L207 220L198 219L195 221L193 229L191 230L193 240L180 249L179 255L183 260L182 264H204L210 253L211 246L199 243L196 239L201 235H212ZM241 227V223L236 221L235 230L240 232ZM161 263L162 258L160 256L156 255L151 258V264Z\"/></svg>",
    "mask_w": 264,
    "mask_h": 264
}]
</instances>
